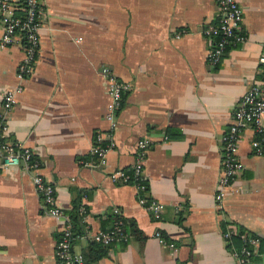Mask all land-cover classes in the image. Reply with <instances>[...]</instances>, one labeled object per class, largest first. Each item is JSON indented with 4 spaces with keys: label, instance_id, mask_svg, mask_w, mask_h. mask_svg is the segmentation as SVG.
Returning a JSON list of instances; mask_svg holds the SVG:
<instances>
[{
    "label": "crops",
    "instance_id": "1",
    "mask_svg": "<svg viewBox=\"0 0 264 264\" xmlns=\"http://www.w3.org/2000/svg\"><path fill=\"white\" fill-rule=\"evenodd\" d=\"M43 1L39 51L24 79L17 75L22 43L0 47V111L3 91L22 82L8 112L9 138L34 149L56 187L57 206L86 205L84 231L109 227L114 207L140 230L129 227V239L92 264H236L229 230L258 236L249 264H264V154L253 152L251 128L237 148L242 172L221 204L215 198L223 132L259 78L264 0H238L243 39L216 65L208 62L213 39L201 29L218 19L216 0ZM104 67L131 84L112 126ZM97 131L115 143L105 164L92 152ZM146 136L152 139L146 194L163 204L157 219L138 203L134 185L109 176L134 161L137 141ZM4 160L0 149V264H54L63 218L47 213L22 161ZM89 241L79 236L73 247L85 255Z\"/></svg>",
    "mask_w": 264,
    "mask_h": 264
},
{
    "label": "built area",
    "instance_id": "2",
    "mask_svg": "<svg viewBox=\"0 0 264 264\" xmlns=\"http://www.w3.org/2000/svg\"><path fill=\"white\" fill-rule=\"evenodd\" d=\"M219 7V16L214 23L202 26V32L213 39V45L208 51V62L216 65L229 45L235 40L243 39V35L237 32L242 20L243 10L238 0H216ZM24 11V14L22 12ZM44 14L43 0H0V24L2 33L0 47L6 48L17 40L22 43L24 57L19 63L17 75L20 80L31 72L32 66L37 59L39 51V30L42 26ZM178 35V33H177ZM80 39V38H79ZM104 84L110 95V104L105 118L111 126L115 121V110L121 105V98L125 91L131 88V84L121 81L109 68H103ZM258 80H255L239 98L231 115L230 123L222 135V172L218 179L215 198L219 204L226 195L227 187L233 179L242 172L243 163L238 157L237 148L244 129L251 128L255 135L250 141L254 153L262 154L264 146V47L260 53L258 65ZM23 89L22 82L16 86L6 88L2 93L0 111V149L3 152L4 165L22 161L25 169L30 173L32 182L37 193L40 195L48 214L63 218L61 234L55 246L54 264H86L85 255L81 250H75L74 240L82 237L101 245H109L119 241H127L130 234L125 231L124 217L119 207H114L115 219L109 227L95 231L85 230L76 234L69 214L56 204V187L49 182L42 169V161L35 154L34 149L11 141L8 134V112L13 108L16 95ZM152 144L149 136L142 137L137 141L134 161L128 166L132 168V174L127 168L112 170L109 174L115 183L132 184L140 192L138 203L149 210L157 219L161 217L163 204L158 199L146 194L148 179L144 172V162L147 152ZM115 146L109 133L97 131L94 137L92 152L97 156L99 164H105L107 152ZM89 164L88 162H83ZM92 165V163H90ZM79 212L85 216L86 207L82 204ZM233 231L229 230L225 236ZM165 244L173 245L164 239L160 231H155ZM251 249L242 245L239 249H233L236 264H249V254H253L258 245L259 237L253 234L241 235Z\"/></svg>",
    "mask_w": 264,
    "mask_h": 264
},
{
    "label": "trees",
    "instance_id": "3",
    "mask_svg": "<svg viewBox=\"0 0 264 264\" xmlns=\"http://www.w3.org/2000/svg\"><path fill=\"white\" fill-rule=\"evenodd\" d=\"M22 14H24V11L22 12ZM11 141H14L12 138ZM263 149V154H264V146L262 147ZM127 168V172L132 174L133 170L130 167H126ZM83 203L81 202V200H79L78 202L75 201L73 208L68 212L69 214V218L71 223L73 224V230L76 234L78 233H82L84 232V224L82 223V216L83 214L79 212V208ZM84 206H86L85 204H83ZM115 219V217H114ZM132 229L133 232L138 233L139 235L140 230L138 228H136V226L134 225V223L132 222H128L126 221L125 217H124V228L125 231H127L129 233L130 228ZM242 231H236L234 233H232L229 236H226L225 239L227 241V245L228 247L232 248V249H239L242 245H245L246 247L251 249V245H249L248 243L245 242V240L243 239L242 235ZM115 243L109 244V245H101L97 242L94 241H89L88 243V249L85 252V260H86V264H92L94 261H96L98 258H100L101 256L107 254V248L111 245H113ZM252 253L248 255L249 260L252 257Z\"/></svg>",
    "mask_w": 264,
    "mask_h": 264
}]
</instances>
